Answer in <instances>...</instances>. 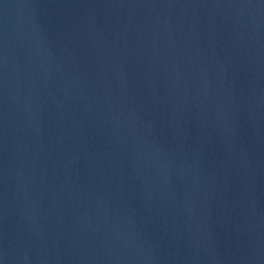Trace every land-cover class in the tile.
Segmentation results:
<instances>
[{
  "label": "water",
  "instance_id": "95a60500",
  "mask_svg": "<svg viewBox=\"0 0 264 264\" xmlns=\"http://www.w3.org/2000/svg\"><path fill=\"white\" fill-rule=\"evenodd\" d=\"M0 264H264V0H0Z\"/></svg>",
  "mask_w": 264,
  "mask_h": 264
}]
</instances>
